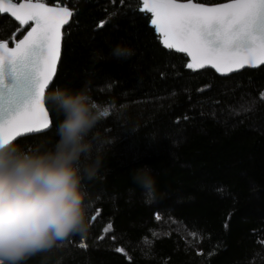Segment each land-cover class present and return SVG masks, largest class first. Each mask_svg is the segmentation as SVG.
<instances>
[{"label":"trees","instance_id":"obj_1","mask_svg":"<svg viewBox=\"0 0 264 264\" xmlns=\"http://www.w3.org/2000/svg\"><path fill=\"white\" fill-rule=\"evenodd\" d=\"M61 6L74 15L45 97L51 127L15 144L54 148L63 119L50 102L57 88L86 89L108 115L89 134L100 165L82 180L88 231L21 264H264V68L227 79L187 69L181 53L161 46L141 0ZM18 27L0 16V39L12 40ZM118 45L133 54L114 57ZM143 166L154 189L133 180Z\"/></svg>","mask_w":264,"mask_h":264},{"label":"snow or ice","instance_id":"obj_2","mask_svg":"<svg viewBox=\"0 0 264 264\" xmlns=\"http://www.w3.org/2000/svg\"><path fill=\"white\" fill-rule=\"evenodd\" d=\"M64 3L57 0L50 6L48 0H0V14L18 22L15 37L26 31L22 38L0 39V144L51 127L46 90L57 71L62 29L74 15L68 6H61ZM138 11L150 14V25L164 48L190 58L189 70L210 67L226 75L246 66L264 65V0L212 5L194 0H142ZM259 95L264 101V92ZM99 215L97 209L91 219ZM111 228L109 223L104 231Z\"/></svg>","mask_w":264,"mask_h":264},{"label":"clouds","instance_id":"obj_3","mask_svg":"<svg viewBox=\"0 0 264 264\" xmlns=\"http://www.w3.org/2000/svg\"><path fill=\"white\" fill-rule=\"evenodd\" d=\"M132 54L121 45L112 51L116 58ZM50 102L63 116L53 149L30 153L13 142L0 144V264H21L88 231L91 202L82 180L100 165L91 157L89 134L102 112L86 89L57 88ZM133 180L155 187L147 166L137 168Z\"/></svg>","mask_w":264,"mask_h":264},{"label":"water","instance_id":"obj_4","mask_svg":"<svg viewBox=\"0 0 264 264\" xmlns=\"http://www.w3.org/2000/svg\"><path fill=\"white\" fill-rule=\"evenodd\" d=\"M0 16L3 17V18H7V19H9L10 21H12V22L18 24V22H16L13 18H11V17H10L9 15H7V14H0ZM70 22H71V18H70L69 24H68V25H65L64 28L62 29V38H63V32L68 28V26L70 25ZM25 34H26V31L24 32L23 35H25ZM22 37H23V36H22ZM22 37H21V38H22ZM9 46H10V45H9ZM13 46H14V45H12V46H10V47H13ZM61 47H62V42H61ZM181 54H182V53H181ZM182 55H183V57L186 59L187 62H190V58L186 57L185 54H182ZM58 64H59V61H58ZM57 68H58V65H57ZM261 68H264V65H261V66H258V67H248V66H246V67L243 68V69H240V70H238V71H234V72H232V73H228V74H226V75H222V74H220V73H217L214 69H212V68H210V67H206V68H204V69H199V70H196V71H198V72L208 71V72H211V73H213L214 75H216V77H218L219 79H227V78H230V77H232V76L239 75V74H241V73H243V72H245V71L253 72V71H257V70H259V69H261ZM56 72H57V71H56ZM55 77H56V74H55V76H54L53 82L49 85L48 89L46 90V95H47V93L50 91V89H51V87H52V85H53V83H54V81H55ZM49 130H50V128L47 129V130H42V131H40V132H38V133L25 134L24 136H22V137H20V138H17L13 143L15 144V143H17V142H19V141H21V140H24V139H28V138H36V137L42 136V135L46 134L47 132H49Z\"/></svg>","mask_w":264,"mask_h":264},{"label":"rangeland","instance_id":"obj_5","mask_svg":"<svg viewBox=\"0 0 264 264\" xmlns=\"http://www.w3.org/2000/svg\"><path fill=\"white\" fill-rule=\"evenodd\" d=\"M141 6H142V0H141ZM150 16V14H148ZM151 26V25H150ZM151 28L153 29L154 33L156 34V36L158 37V34L155 32L154 28L151 26ZM159 40V39H158ZM160 42V40H159ZM161 46L163 47L162 43L160 42ZM12 45V44H10ZM164 48V47H163ZM166 49V48H164ZM167 51H172V52H176L175 50H169V49H166ZM191 71H195V70H191ZM190 110L191 111H196V109L194 107H190Z\"/></svg>","mask_w":264,"mask_h":264},{"label":"flooded vegetation","instance_id":"obj_6","mask_svg":"<svg viewBox=\"0 0 264 264\" xmlns=\"http://www.w3.org/2000/svg\"><path fill=\"white\" fill-rule=\"evenodd\" d=\"M10 46H12V45H10Z\"/></svg>","mask_w":264,"mask_h":264}]
</instances>
